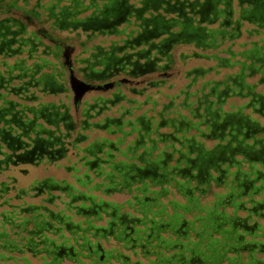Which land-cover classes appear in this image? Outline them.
I'll return each instance as SVG.
<instances>
[{"label":"trees","instance_id":"16d2710c","mask_svg":"<svg viewBox=\"0 0 264 264\" xmlns=\"http://www.w3.org/2000/svg\"><path fill=\"white\" fill-rule=\"evenodd\" d=\"M255 7L0 0V264H110L98 248L134 264L121 254L142 228L169 251L139 264H264V51L235 49L245 21L264 29ZM190 60L208 66L175 91ZM88 125L110 137L90 141ZM70 153L71 181L22 184ZM211 156L204 172L191 162Z\"/></svg>","mask_w":264,"mask_h":264},{"label":"rangeland","instance_id":"374dc122","mask_svg":"<svg viewBox=\"0 0 264 264\" xmlns=\"http://www.w3.org/2000/svg\"><path fill=\"white\" fill-rule=\"evenodd\" d=\"M255 26L252 25L251 23H249L248 21H245L243 23V25L241 26V37L236 39V47L235 49L238 50L240 49V47L238 46L239 43H245V48L246 49H250L252 47V43L256 42L260 47H262L263 51H264V29L260 30L259 32H256L255 34L251 33L250 34V30L253 29ZM33 27L30 28V30H32ZM183 49L190 52L192 47H184ZM203 60H190L187 62L186 65H184L179 71L178 77H175L177 79L173 80L172 82L176 85L175 87V91H177V89L179 87H182L185 85V80L182 78L183 75V71L185 69H190L195 65H200V64H204V62H202ZM180 65V63H179ZM206 66H208V64H204ZM257 78H254L252 81H257ZM129 87H123L122 91L124 94H126L127 98H135L138 99L139 101H142L144 99V97H137L136 95L132 94L129 90ZM99 96L100 94L97 93H89L87 95L84 96V98L82 99V102H87V104L93 103L94 102V97L95 96ZM103 97H109L110 93H102ZM52 99H55L54 97ZM125 104V103H124ZM113 110L109 111L108 113L106 112L103 115H100L99 118H94L89 120L90 123H94V121H100V119H104V117L106 115H111L113 114ZM88 119V118H87ZM92 125V124H89ZM88 125V129H83L82 133L84 136L88 135L90 137V141H94L96 139H103L105 137H110L108 135V133L104 130H100L98 128L95 127H90ZM86 145V143H84L82 146ZM212 144L208 143V146H211ZM69 159H64V160H57V161H51L49 163H43V164H39L37 165V167L35 166H29L28 169H30V174L28 177L26 178H22V184L23 185H28L32 180H42L46 177H52L56 180H63V179H68L69 181H71V176L70 174H68L66 172V165H73L74 162H76V159L73 157V153L69 154ZM78 165L80 166V163H78Z\"/></svg>","mask_w":264,"mask_h":264},{"label":"flooded vegetation","instance_id":"af4514ba","mask_svg":"<svg viewBox=\"0 0 264 264\" xmlns=\"http://www.w3.org/2000/svg\"><path fill=\"white\" fill-rule=\"evenodd\" d=\"M254 3L256 4V7L254 10H252V14L251 16L253 17H257L260 18L261 20H264V0H254ZM201 147H200V151H201ZM214 158H216L215 156H211L208 159H204L202 160V164L201 166L199 165V160L196 161H191L192 164L195 167H200L199 171L200 172H204L207 169V165L213 164L214 162ZM156 171V170H155ZM148 172H146L147 174ZM151 173V172H150ZM189 173V172H188ZM173 220V219H171ZM184 226V224L182 225V227ZM174 227V223L173 221H167L165 220V223L162 224V228L163 229H171ZM134 232V230H132V233ZM166 233V232H164ZM132 235L129 234L127 235L128 237ZM183 235V234H182ZM170 237L169 234H164V238L168 239ZM166 240H162V241H155L154 238L152 237V233L148 232L146 228H142L141 233L133 236L129 239V243L128 244H124V252H122V257H125L126 260H124V263L128 262H133L134 264H139L141 262H145V263H152L157 261L158 257L163 258L165 255V253L167 251H169V249L166 248V244H165ZM164 243V244H162ZM117 247H120V245H118ZM167 249V250H164ZM98 250L101 252L102 257H101V261L103 262H111L113 263L118 257H120V255H111L109 256V258H105V250L102 248H98ZM128 252V253H126ZM126 253V254H125ZM193 253L195 254V249L193 251ZM159 255L157 258L153 259V256ZM178 256H180L182 259H187V257H185V255H183V253L181 252H173L171 256L168 257H172L174 259H176ZM132 260V261H131ZM164 261H167V259H165ZM192 263L194 264V262L196 261V259L191 258ZM110 263V264H111ZM115 263L117 264H121L119 261H115ZM161 263H163V261H161Z\"/></svg>","mask_w":264,"mask_h":264},{"label":"water","instance_id":"95a60500","mask_svg":"<svg viewBox=\"0 0 264 264\" xmlns=\"http://www.w3.org/2000/svg\"><path fill=\"white\" fill-rule=\"evenodd\" d=\"M88 89H89V85H85V86L78 85L77 89L75 90L76 94L78 95L77 97L81 98Z\"/></svg>","mask_w":264,"mask_h":264}]
</instances>
